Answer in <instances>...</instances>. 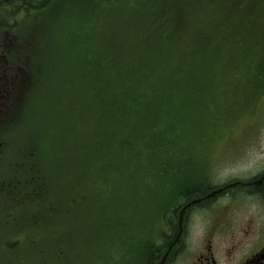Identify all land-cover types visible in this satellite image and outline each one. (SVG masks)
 Masks as SVG:
<instances>
[{
  "label": "rangeland",
  "instance_id": "1",
  "mask_svg": "<svg viewBox=\"0 0 264 264\" xmlns=\"http://www.w3.org/2000/svg\"><path fill=\"white\" fill-rule=\"evenodd\" d=\"M221 1L217 4L216 10H197L198 14H195V11L188 13V10L184 12L177 11L173 15L167 13L169 25L163 28V31L166 29L167 35L162 36L165 37V41L162 43L153 39L142 58L141 71L145 73L135 75L137 87L142 91L146 89L144 86L147 77L154 78L156 88L153 89V96L156 99L157 106L164 108L160 109V112L164 113L171 124L176 126L183 123L182 118L178 119L177 116H171L170 113L185 108L186 112L194 118V122L195 117H197L198 122H203L210 130L215 132L214 135H218V138L214 140L216 145L214 158L216 160H207L208 162L194 161L195 170L191 173H189L188 165L184 166L182 164L180 173L176 174L170 169L165 174H158L159 176L151 184L148 186L146 184L142 185L143 188L140 187L141 193L137 202L142 207H147L149 203L155 201V204H159V202L160 205L167 204L170 201L168 191L163 192V189L173 188L177 183L184 185L183 182H190V180H193L190 174L195 179L197 175L204 174L205 176L210 170L211 173H214L212 179L216 184L226 182L229 179L250 176L251 173L264 168V15H260L264 11V2L242 0V5L238 8L235 2ZM116 4L112 2L113 6L110 10L116 11L118 9ZM228 5L232 6L230 10H226ZM27 7L30 10H48L43 7ZM66 8L64 6L56 8L60 10L57 13L51 11L50 21L44 17H38L37 19L35 15H32L28 19L30 24L24 21L25 23L21 24L17 30L18 34L26 35V37L32 36L35 41V49L33 50L35 66H29V63H27L28 57L14 63V66L21 64L23 67L20 66V70L25 73L26 78L21 80L20 86L33 87L34 96L39 92H43L44 100H48L54 95L52 91L55 87H61L63 90L66 86L65 88L71 91L75 90L77 86L76 79L81 75L77 63L80 57L75 51L78 48V41H82L84 37L81 35L85 28L84 25L80 26L75 21L74 14L82 12V10L80 4L71 5L70 10H66ZM251 10H254V14H259V17L253 19L252 15L248 14ZM177 13L178 16L175 15ZM202 16L205 21L201 19ZM243 16L247 18H236ZM96 17L98 16L95 13L91 15V20L87 21L88 25H95ZM77 19L81 23L85 22L84 13L83 15H77ZM105 22L109 26L111 16ZM42 24L45 25L43 30H46V33L43 30L35 32L34 28L42 26ZM222 28L226 29V35L221 33ZM93 30V33L97 32V29ZM207 30L215 31L222 40L214 39ZM25 54L31 56L29 51ZM7 65V63H4V66ZM69 65L72 68L71 70H69ZM252 71L255 75L251 77L241 78L236 75L241 72ZM31 77L34 84L29 85L32 82ZM71 78L73 82L68 86ZM130 79L131 76L126 80L129 81ZM38 102L35 100L28 101L27 104L32 106L21 112L18 119L20 130L16 131L18 136L16 140H8L9 146L7 149L12 150L9 153L10 155L16 154L17 145H19V153L22 149L30 150L32 154H36L40 147L38 153L42 149L44 152L50 149L51 144L43 135L49 131L47 122L43 119L38 120L40 113L35 106ZM117 126L116 123L114 127ZM32 132L35 134H32ZM115 132L119 135L112 137L109 144H105L108 138L102 139L100 142V146L103 145L100 153L104 158L109 159L112 167L107 168L105 166L106 169L93 171L96 178L100 177V181L96 184H94V176L92 175L87 177L86 183L78 184L74 188L73 197L76 199V210L77 208L78 211L80 210L77 222H70L66 213L62 215L61 211L64 210L60 208L52 209L53 215L49 213L46 222L47 227L53 231L54 237L60 242V248L55 247L54 254L53 251H49L50 254L42 264H127L128 261L120 255L119 250L111 253L101 249V243H107L106 234L100 232V244H95L97 236L92 232L95 221L93 215L86 212L87 207L100 206L101 195L105 193L106 188L118 184L112 177L116 179L115 176L121 172L130 174V172L139 170V163L146 161L148 164L151 161L150 156L145 155L142 150L140 160L131 161L134 154L128 153L134 147L140 150L141 143L140 139L134 140L133 145L130 142L122 141L121 134L128 132L127 125L120 131L116 130ZM64 133L65 131L62 129H59L56 133L58 141L52 143L55 150L62 151V144L65 142ZM212 136L210 135L209 139ZM20 137L22 138L21 145ZM51 138L54 139L53 136ZM96 140L99 141L100 136ZM66 143L69 144L68 140ZM201 149L205 153V147ZM224 156H228L230 159L225 158L223 162H219ZM124 157L131 162L132 167L129 170L125 169L124 166H120L124 163ZM9 168L10 166L7 165L6 169ZM27 170L26 167L20 166L18 172L26 174ZM186 175L188 176L186 177ZM104 176H109L110 181H105L102 178ZM59 185H61V182H59ZM42 192L45 196L49 193L45 186H42ZM154 192H158L157 200L153 198ZM14 194L16 209L25 208L27 200H21L18 203L16 191H14ZM51 196L53 197V194ZM236 196L228 199L223 197L221 201L224 202L214 210L212 228L213 224L218 221H227L224 223L222 233L219 237H215L213 241L214 251L218 255L231 241L237 244L236 253L238 254L256 252L262 246V241H264L262 231L259 232L258 230L263 226L262 213L264 214V210L263 207L259 206H262L264 198L247 192H240ZM40 198L43 201L44 196L42 195ZM15 199L13 193H10L9 204L14 202ZM71 199L73 198L70 196L66 200L67 202L64 203L63 196H56L54 201L52 198V202L60 207L63 203L69 204ZM115 200L109 199V203ZM259 200H261V203ZM28 202L33 203V198H29ZM2 206L3 204L0 202V209H2ZM136 209L137 206H133L132 210ZM139 210H141L140 207ZM205 215V213L198 211L193 218V239L190 238L193 249L186 259L181 257L182 264L193 262L194 250L200 246L202 237H206L207 230L210 229L209 223L203 221ZM85 216L93 220L90 224L91 230L80 236L79 243L75 248L74 243L68 242L71 240L69 236L75 234L73 232L74 228H79L83 233L86 223ZM157 220L158 218H154L152 220L153 224L157 223ZM155 234L150 224L142 226L139 230L135 229L127 232L126 243L129 253L126 254V257L130 261L129 264H133V259L130 258H133L134 251L141 250L147 243L148 238L151 236L153 238ZM32 238L40 240L38 236H26L24 249L18 250L22 254L21 260L14 264H25L26 257L31 260L30 263L26 264H37L35 255L40 258L39 250L41 246L44 247V244H31ZM183 254L184 252L182 256ZM9 258L10 256L6 250L1 249L0 264H7Z\"/></svg>",
  "mask_w": 264,
  "mask_h": 264
},
{
  "label": "trees",
  "instance_id": "2",
  "mask_svg": "<svg viewBox=\"0 0 264 264\" xmlns=\"http://www.w3.org/2000/svg\"><path fill=\"white\" fill-rule=\"evenodd\" d=\"M29 6L42 8L48 0H28ZM66 10L71 9V5H79L84 13L85 22L81 23L77 15L74 14L75 21L84 25L81 36L82 41H78L77 60L81 75L76 79V89L71 91L68 88L62 90L55 87L54 94L50 99L44 100L43 92H39L31 100L39 101L36 109L39 111L38 120H46L49 131L43 134L51 147L45 152L36 154L30 150L22 149L16 151V156L11 157L4 167L0 169V202L3 204L0 210V251L5 249L10 256L7 264H14L21 260L22 254L19 249H24V239L26 236L32 238L31 244H44L39 253L40 258L35 255L36 263H43L49 251L55 253V247L60 248V242L54 237L52 230L47 227L49 213L52 209L60 208L67 214L70 222H77L80 214L76 210V199L73 191L76 185L86 183L88 176H94V184L100 181L93 171L111 168L108 158H104L100 149L102 139L108 138L105 144H109L115 135V131H120L127 125L128 132H123L122 141L131 143L140 139V150H131L128 154H134L131 161L136 162L141 158V150L145 155L150 156L151 161L139 163V170L134 172H121L112 179L117 185L106 188L101 195L99 207H87L86 212L93 215L95 227L92 232L97 236L95 244L99 245V233L106 234V242L101 243V249L111 253L119 250L121 256L125 257L129 253L126 243L128 231L139 230L142 226L150 224L154 233L148 238L147 243L139 251H134L133 264H157L160 259L163 247L170 239L173 225L176 220V204L181 205L184 200L201 195L213 184V175L210 170L205 174L194 176L193 180L177 183L173 188L163 189L168 191L169 202L165 205L149 203L147 207H142L137 200L140 196L142 185H149L155 178L172 169L180 173L182 164L188 165L189 173L195 170L196 160L210 161L216 145L214 140L218 135L210 130L203 122H198L188 114L185 108L179 111H172L171 116H177L183 120L182 124L174 126L165 117L157 106L153 89L156 88L153 77H147L145 90L137 87L136 74H143L142 58L147 47L153 39L164 42L166 29L169 25L168 14L177 11L216 10V6L221 0H54ZM118 1V2H117ZM228 3H236L238 8L242 5V0H227ZM112 2L118 9L110 10ZM264 0H258L262 3ZM214 4V5H213ZM59 5V6H60ZM115 5V6H116ZM213 5V6H212ZM248 2V6H249ZM232 6L228 5L226 10ZM11 10H17L13 8ZM76 10V9H73ZM96 14L95 25H88L91 15ZM12 11L6 6L0 7V21H7ZM253 19L259 17L254 14V10L248 12ZM178 16V13L175 14ZM260 15H264V11ZM111 16L110 25H106L105 20ZM235 17V16H234ZM239 19L247 18L236 17ZM205 21L204 17H201ZM87 22V23H86ZM97 29L96 33H93ZM93 30V31H92ZM214 39L222 40L215 31L207 30ZM221 33L226 35V29L222 28ZM95 39V40H94ZM143 46V47H142ZM143 48V49H142ZM72 68L69 65V70ZM246 73V72H245ZM245 73L236 74L243 78ZM248 73V72H247ZM246 73V74H247ZM255 75L254 73L252 76ZM129 76L131 79L126 80ZM73 82L71 78L68 82L70 86ZM160 82V81H159ZM67 86V87H68ZM162 87V86H161ZM32 106V105H29ZM188 110V109H187ZM192 112V111H190ZM117 123V127L114 125ZM62 129L65 131V142L62 144V151L55 150L52 144L57 142L56 133ZM32 134H35L32 132ZM30 135V133H29ZM28 135V137H29ZM210 135H213L210 139ZM54 137V139L51 138ZM100 136V140L96 138ZM68 140V143L67 142ZM30 141V139H29ZM67 144V147H66ZM44 145V144H43ZM205 153L201 148L204 149ZM112 152V148H111ZM56 153V155H55ZM207 158H199V157ZM124 163L120 166L129 170L132 165L129 159L123 158ZM207 161V162H208ZM191 164V165H190ZM7 165L10 168L7 170ZM20 166L26 167V174L18 172ZM57 172V174H56ZM120 172V171H119ZM195 175V173H193ZM98 176H100L98 174ZM188 175H186L187 177ZM178 177V176H177ZM105 181H110L109 176L102 177ZM61 182V185H59ZM45 186L47 196L42 192ZM13 191V192H11ZM14 191L18 196V203L27 200L25 208L16 209V199ZM13 193L14 202L9 204V194ZM53 194V197L51 196ZM154 199L157 200L158 192H154ZM44 196L43 201L41 196ZM56 196L64 197L65 202L71 196L73 199L69 204H62L58 207L53 201ZM160 196V194H159ZM33 198V203L28 199ZM109 199H116L109 203ZM137 206L136 210H132ZM139 207L141 210H139ZM99 216V217H98ZM158 218L153 224V219ZM86 223L83 233L79 228H74L75 234L69 236V243H74L76 248L79 238L85 232L91 230L92 219L85 216ZM152 221V222H151ZM105 222V223H104ZM2 227V228H1ZM16 243H18L16 245ZM68 247V245H67ZM70 249V248H69ZM27 257L25 264L30 263ZM127 262V264H129ZM131 264V263H130Z\"/></svg>",
  "mask_w": 264,
  "mask_h": 264
},
{
  "label": "flooded vegetation",
  "instance_id": "3",
  "mask_svg": "<svg viewBox=\"0 0 264 264\" xmlns=\"http://www.w3.org/2000/svg\"><path fill=\"white\" fill-rule=\"evenodd\" d=\"M56 3L54 0H48L43 6L45 9H50ZM28 0H0V7L6 6L9 11H12L11 16L7 21H0V163L3 159L5 149V136L8 135L13 140L15 115L19 110L18 101L20 94L28 88V86H20L21 80L25 77V73L20 70L21 64L14 66L15 62H20L24 57L22 48L35 45L33 37L18 34L17 30L20 25L27 22L32 15L36 18L44 17L48 19L49 10H30ZM17 8V10H11ZM56 9V8H52ZM51 9V10H52ZM25 21V22H24ZM32 24V23H31ZM43 26V28H42ZM36 26L34 31H40L45 28V25ZM12 59V60H10ZM30 60V59H29ZM7 63V66H4ZM23 67V66H22ZM215 149L211 159H214ZM230 157H222L219 162ZM236 159V158H235ZM213 174V173H212ZM213 184L210 188L199 196L184 200L181 205L176 204V220L173 225V231L170 234V239L163 247L160 259L156 260L157 264H182V258L186 259L192 251L193 225L194 216L196 213H205L204 222L209 223L210 229L207 230L206 237H202L200 246L193 252V262L191 264H264V241L262 246L256 252L248 254L236 253L237 244L231 241L222 251L220 255L214 251V239L219 237L224 228V223L227 221H218L213 224L214 210L223 197H237L240 192L257 194L260 198H264V168L245 176L243 178L229 179L226 182ZM225 195V196H224ZM245 197L244 195L242 196ZM226 199V200H227ZM225 200V201H226ZM216 202V203H215ZM261 203V200H259ZM264 210V199L262 206ZM263 226L258 228L264 238V214ZM230 227V224H229ZM248 231V230H247ZM184 252L183 256L182 253ZM222 262V263H221Z\"/></svg>",
  "mask_w": 264,
  "mask_h": 264
}]
</instances>
